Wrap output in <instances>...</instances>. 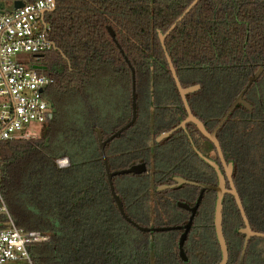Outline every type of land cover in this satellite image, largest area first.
<instances>
[{"label":"trees","instance_id":"16d2710c","mask_svg":"<svg viewBox=\"0 0 264 264\" xmlns=\"http://www.w3.org/2000/svg\"><path fill=\"white\" fill-rule=\"evenodd\" d=\"M14 1L0 0V8L13 6ZM193 1L56 0V8L46 12L48 36L55 47L35 61L46 67L38 71L53 79L46 91L53 117L37 139L0 143V189L16 225L50 236L29 246L35 264L217 263L219 249L211 244L213 191L207 192L200 209L203 216L209 212V219L195 223L186 240L185 262L179 255V236L162 233L153 238L123 217L110 189L97 134L99 128L104 136L112 134L132 116V70L127 59L136 70L139 120L141 91H146L143 77L152 65L157 76L155 104L183 105L158 31L166 33ZM165 45L182 85L202 86L188 95L189 103L197 97L207 111L201 118L209 113L205 121L217 115L221 119L253 72L264 65V0H200ZM181 70L192 75L183 77ZM245 98L253 110L238 105L217 138L235 165V182L250 224L264 232V73ZM117 110L125 112L112 125L121 117ZM107 120L112 124L106 126ZM209 145L216 149L212 142ZM111 147H106L111 171L128 168L132 159L118 158ZM61 157H69L68 167L58 166ZM145 177V173L114 176L125 211L129 212L128 200L143 195ZM200 181L212 182L206 176ZM225 213L233 218L234 228L243 225L233 198L226 199ZM233 232L239 236L237 229ZM202 237L210 240L204 247ZM258 239L250 242L245 264H264ZM242 244L234 249L230 264H238Z\"/></svg>","mask_w":264,"mask_h":264},{"label":"flooded vegetation","instance_id":"af4514ba","mask_svg":"<svg viewBox=\"0 0 264 264\" xmlns=\"http://www.w3.org/2000/svg\"><path fill=\"white\" fill-rule=\"evenodd\" d=\"M36 65L42 67L41 69L38 70H43L46 68L41 63H36ZM259 67L257 68V70L259 69ZM152 68L153 65L150 68L151 71L150 72L145 71L143 77L145 80L146 92L147 93L150 92V94L154 93V82L157 77L156 74L153 73ZM177 68L178 67L175 66L176 72L179 77V72ZM257 70H255V72ZM170 72H171V77L174 79L171 69ZM181 72H182L181 75L183 77H188L192 75L191 73L190 74L186 73V71L184 70H181ZM255 72H253V74ZM192 85H196V84H192ZM201 89L202 86L199 90L194 92V94L200 91ZM152 100L154 101V98L151 97V100H149L148 102L149 106L148 105L145 106L143 114H141L140 120H139V108H138L139 106L137 107L136 122L133 125H131L128 129L123 131L120 135L109 141L106 147L108 145H112L111 149L115 151V154L117 155L118 158H122V159H125V157L131 158L132 163L130 164L129 167H131L134 164H140L143 162L146 163L147 165V171L144 172L146 174L145 177L146 189L142 192L143 195H141L138 198V200H134V199L128 200L127 204H128L129 212L125 211L131 215L130 216L129 214L126 213L128 217L131 218L134 222H136L137 220L140 223L148 224V226H142V227L153 229L151 231H146L149 232L153 238L155 237L159 238L157 234L162 236V233L169 234L170 236H174L176 238L179 236L178 239V248H179V240L184 232V229L161 230V228L180 227L188 223L192 212L188 209H185L184 207H181L179 203L180 202L187 203L189 206L193 207L198 200V197L201 192V187L189 183L176 185L177 183L176 178H184L185 180L188 181L191 180L213 186H217L219 184V178L216 170L214 169V167H212L209 163H207L204 159H202L198 155L196 148H198L205 156L212 158L221 167L222 173L226 177V188L230 189L231 185L229 180L227 179L225 167L221 161L216 146L214 145L216 149L210 147L209 142L211 141L207 137H206L207 141H205L200 136V134L202 133L194 122H187L185 126H182L183 122H185V120L188 117V112L186 110V107L184 106V103L183 105L172 104L170 107L165 106L162 110H158L157 108L161 107L162 105L155 104ZM191 100H192V104L189 103V105L192 109L193 114L197 118H199L204 123L206 128L209 130L211 125L217 119H219L218 115L216 117L211 116V118H208L205 121L204 117L205 118L209 117V113H207V115H204L203 118H201L200 115L202 113L205 114L207 112L205 111V106L202 105V101L197 97L195 99L191 98ZM152 103H154V105ZM152 106L153 109H150ZM212 109L213 112L214 111L217 112V107L216 108L214 107ZM124 110H117V112L120 114L119 116L121 117L116 123L112 124L111 120H107L105 121V125L108 126L111 124L112 125L118 124L119 121L123 118V113L125 112ZM208 111H210V109ZM131 112L133 116L132 105H131ZM132 116L130 120L132 119ZM130 120L126 121L125 124H122L120 127H118V129L112 132V134H109L107 136L103 135L104 139H107L108 137L113 135L116 131L124 127ZM220 120L221 119H219V122ZM213 130H209V131L212 132ZM163 134H168V135H163ZM106 147H105V151H106ZM224 158L227 164L233 163L231 160H227L225 155ZM235 173H236V169L234 165L233 180L236 185ZM204 176L208 177L209 180H211L212 182L211 183L201 182L200 179H202ZM209 190L213 191L211 196L214 199L213 226H214L215 234L211 239V244L213 247L215 246L216 248L219 249L220 256L216 263L218 264L222 259V250L215 230V206L218 196L216 190L207 189L203 194L202 201L195 214L187 238L191 233L193 227L195 226V223H199L200 221L201 223H204L206 220L209 219L208 216L209 212L207 213L205 212V216H203V211L200 212V209L202 208V204L204 203L205 197L207 196V192ZM229 197L231 199L233 198L235 203L237 204L236 199L232 194H230L229 192L225 193L224 205H223V233L229 251V259L227 264H230L232 260V256L235 255V253H233L234 249H238V247L241 245V242L243 241L241 253H240V258H241L242 249L246 240V235L239 231L240 229H244L246 227L242 215L241 217L243 220V225L239 226L238 228H234L232 223L233 218L226 217L225 203H226V199H228ZM183 210H185V212ZM234 229H237L239 236L234 234L233 232ZM251 229L254 230L252 226ZM254 238L257 237L250 238L249 245ZM193 241H195V239ZM200 241H201L200 244L201 247H204L210 243V240L205 241L203 237L201 238ZM184 248H185V244H184ZM179 255H180V251H179ZM246 256H247V252H246ZM246 256H245V260H246ZM240 258H239V262H240ZM245 260L243 264H245Z\"/></svg>","mask_w":264,"mask_h":264},{"label":"built area","instance_id":"2783aa9c","mask_svg":"<svg viewBox=\"0 0 264 264\" xmlns=\"http://www.w3.org/2000/svg\"><path fill=\"white\" fill-rule=\"evenodd\" d=\"M51 8V0H37L19 9H0V143L35 138L53 113L46 97L53 79L34 68L35 60L54 47L43 14ZM49 239L16 225L0 189V264L19 259L35 264L29 246Z\"/></svg>","mask_w":264,"mask_h":264},{"label":"water","instance_id":"95a60500","mask_svg":"<svg viewBox=\"0 0 264 264\" xmlns=\"http://www.w3.org/2000/svg\"><path fill=\"white\" fill-rule=\"evenodd\" d=\"M200 0H194L189 7L183 12V14L176 20V22L171 26V28L166 32L163 33L161 30L158 31L159 33V38L161 40L162 46L164 48L165 54H166V58L167 61L169 63L170 69L173 73V77L177 86V89L179 91V94L183 100L184 106L186 107V110L188 112V117L185 120V122H183L182 126H185V124L187 122H194L199 130L201 131V133L207 137L217 148L218 154L221 158V161L225 167V171H226V175H227V179L230 182V189L226 188V177L225 175L222 173V169L221 167L210 157L205 156L198 148H196L198 155L204 159L207 163H209L212 167H214V169L216 170L217 174H218V178H219V184L217 186H213V185H208V184H204V183H199V182H195V181H191V180H185L184 178H176L177 179V183L176 185H181L184 183H189L192 185H196V186H200L201 187V192L200 195L198 197V200L196 202V204L191 207L189 206L187 203H183L180 202L179 205L181 207H184L185 209H188L192 212L191 217L188 221V223L184 226H180V227H170V228H161V230H170V229H184L183 234L180 237L179 240V251H180V257L185 261L188 262L189 258L185 252V248H184V244L188 235V232L192 226L195 214L200 206V203L202 201L203 198V194L205 193V191L207 189H213L217 191V200H216V206H215V230H216V234L221 246V250H222V259L220 261V263L218 264H227L228 263V259H229V251H228V245L223 233V205H224V195L225 193L229 192L230 194H232L237 202V205L239 207V210L241 212V215L244 219L245 225L246 227L244 229H240L239 231L241 233H244L246 235V240H245V244L243 246L242 249V254H241V258H240V262L239 264H243L244 260H245V256H246V252H247V248L249 245V240L251 237H259V238H264V232H257L251 229V225L249 223V219L246 215V211L244 208V205L242 203L241 197L239 195V192L236 188V185L234 183L233 180V169H234V165L233 163L227 164L225 162V158H224V154H223V150L220 144V141L217 138V133L220 130V128L222 127V125L226 122V120L228 119V117L231 115V113L233 112V110L238 106V105H242L244 106L246 109L252 111L253 110V106L250 102H248L244 97L245 94L247 93V91L249 90V88L252 86L253 83H255L263 74L264 72V66H260L259 69L252 75V77L250 78V80L248 81L247 85L244 87V89L240 92V94L238 95V97L235 99V101L233 102V104L230 106V108L227 110L226 114L221 118L220 122L218 123V125L216 126V128L210 132L206 126L204 125V123L197 118L193 112L192 109L189 105L187 96L191 93L196 92L197 90H199L201 88V85L196 84V85H192V86H188V87H184L181 83V80L178 77V74L176 72L174 63L172 61V58L170 56V54L167 51L166 45H165V40L167 38V36L177 27V25L186 17V15L197 5V3ZM52 2V8L48 9L46 11L43 12V14H46V12L48 11H53L56 8V0H51ZM26 4V2H24L23 0H15L13 3V8L14 9H19L24 7ZM1 9V8H0ZM1 11L3 12V10L1 9ZM110 33L112 34L113 37H115V33L112 30V28H109ZM55 47V45H54ZM127 59V58H126ZM127 61L129 62V65L131 67L132 70V107H133V116L132 119L121 129H119L118 131H116L113 135H111L110 137H108L107 139H104L102 130L99 128L97 129V134H98V139H99V145H100V149H101V153H102V157L104 160V164H105V168H106V172H107V176H108V180H109V184H110V189L112 192V195L117 203V206L121 212V214L123 215V217L128 220L129 222H131L132 224H134L136 227H138L140 230L143 231H151L153 229H149L147 227H142L140 225H138L136 222H134L131 218L128 217V215L126 214L125 210H124V203L121 199V197L117 194L116 189H115V185H114V181L113 178L116 175H120V174H129V173H134V174H142L144 172L147 171V165L146 163H140V164H134L129 168L126 169H121V170H116V171H111L110 167H109V163H108V159H107V155H106V151H105V147L107 145V143L109 141H111L112 139H114L115 137H117L118 135H120L123 131H125L126 129H128L131 125H133L136 120H137V79H136V70L134 68V66L130 63V61L127 59ZM35 69H41L42 67L39 65H35L34 66ZM53 117V113L50 114L49 118L52 119ZM163 135H168V134H163Z\"/></svg>","mask_w":264,"mask_h":264},{"label":"rangeland","instance_id":"374dc122","mask_svg":"<svg viewBox=\"0 0 264 264\" xmlns=\"http://www.w3.org/2000/svg\"><path fill=\"white\" fill-rule=\"evenodd\" d=\"M13 9V7H12V5L11 4H5V9L6 10H9V9ZM154 93H151L150 94V92H146V91H144V90H142L141 91V111H142V114H143V111H144V108H145V106H149V100H151V97L152 98H154L155 100H156V97H154ZM153 101V100H152ZM154 102V101H153ZM155 103V102H154ZM154 103H152L153 105H154ZM158 103V102H157ZM165 106H167V107H170L171 106V104H167V105H162L161 107H159V108H157L158 110H162ZM150 109H153V106L150 108ZM168 110V109H167ZM167 110H165V111H167ZM153 111V110H152ZM42 127L43 126H41L40 128H39V133L37 134V136L35 137V138H33V139H37L38 137H40L41 136V134H42ZM67 159V164H65L64 162H62V161H64V160H66ZM57 164H58V166L59 167H61V168H65V167H68L69 165H70V159H69V157H61V158H59L58 160H57ZM125 181V180H124ZM157 236H159V234H157ZM257 243L259 244V247H260V249L262 250V252H263V258H264V238H261V239H258L257 240ZM259 249V248H258ZM4 264H27L26 263V261L25 260H11V261H7V262H5Z\"/></svg>","mask_w":264,"mask_h":264},{"label":"crops","instance_id":"0c3cea01","mask_svg":"<svg viewBox=\"0 0 264 264\" xmlns=\"http://www.w3.org/2000/svg\"><path fill=\"white\" fill-rule=\"evenodd\" d=\"M13 7V6H12ZM12 9V8H11ZM11 9H9V10H11Z\"/></svg>","mask_w":264,"mask_h":264}]
</instances>
